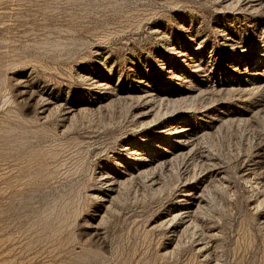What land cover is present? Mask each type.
I'll use <instances>...</instances> for the list:
<instances>
[{"label":"rangeland","instance_id":"374dc122","mask_svg":"<svg viewBox=\"0 0 264 264\" xmlns=\"http://www.w3.org/2000/svg\"><path fill=\"white\" fill-rule=\"evenodd\" d=\"M0 264H264V0H0Z\"/></svg>","mask_w":264,"mask_h":264},{"label":"bare ground","instance_id":"6f19581e","mask_svg":"<svg viewBox=\"0 0 264 264\" xmlns=\"http://www.w3.org/2000/svg\"><path fill=\"white\" fill-rule=\"evenodd\" d=\"M172 72V71H171ZM146 96L147 97H151L152 93L150 94V91L146 90L145 91ZM173 135H178V134H182L181 136H173L171 138L168 139L170 144H174L176 145L174 148L175 149H170L167 148L165 149V156L162 159V162L158 163V164H168L170 163L175 157L176 155L179 154V152L182 150V148L186 145L189 144V142L191 141V134L189 133V130L187 129H182V128H176L174 129V132H171ZM156 149H162L160 146H155V150ZM144 156V155H143ZM137 161L139 163H149L150 165L154 164L153 162L147 160L146 161V157L143 158L142 155L139 154ZM168 166V165H167ZM152 168V167H151ZM142 169V168H141ZM140 169V170H141ZM144 169V168H143ZM145 170V169H144ZM144 170H142L141 172H144ZM139 171V170H138ZM196 201L199 202V197H196ZM200 203V202H199ZM193 204V203H192ZM189 205V204H188ZM180 216L186 215V217L191 218L193 215V212L191 210V207H187L185 209L182 210V213L179 214Z\"/></svg>","mask_w":264,"mask_h":264}]
</instances>
